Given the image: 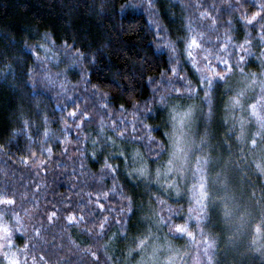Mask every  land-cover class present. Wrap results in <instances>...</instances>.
<instances>
[{
  "label": "trees",
  "instance_id": "16d2710c",
  "mask_svg": "<svg viewBox=\"0 0 264 264\" xmlns=\"http://www.w3.org/2000/svg\"><path fill=\"white\" fill-rule=\"evenodd\" d=\"M255 12L262 17L249 23L245 17ZM261 25L264 0H0V197L15 200L0 204V225L10 229L12 241L5 252L16 253L20 264H138L135 239L150 228L149 243L171 245L182 257L177 264H193L196 250L200 264H264V232H257L264 228L259 151L236 139L243 117L245 136L260 140L248 105L264 95ZM191 36L212 52L220 43L232 52L250 41L241 66L256 73L257 82L234 116L225 104L244 85L238 70L228 81L231 90L215 85L211 116L203 92L171 90L183 83L173 66L194 85L199 79L184 51ZM161 95L170 104H194L198 112L192 156L211 157L205 173L211 203L203 221L188 219L190 192L176 197L154 180L128 175L137 152L153 170L167 157L156 159L148 148L149 133L167 146L172 132ZM106 157L115 173L103 167ZM186 175L191 187L195 181ZM126 196L133 212H121L130 203ZM168 207L171 223L187 222L192 237L169 231L167 219L155 225L154 213L167 218ZM0 264H9L4 254Z\"/></svg>",
  "mask_w": 264,
  "mask_h": 264
},
{
  "label": "snow or ice",
  "instance_id": "6c2138e0",
  "mask_svg": "<svg viewBox=\"0 0 264 264\" xmlns=\"http://www.w3.org/2000/svg\"><path fill=\"white\" fill-rule=\"evenodd\" d=\"M258 17H262L261 12H255L250 18L245 17V19L248 20L249 23H252L253 21H256ZM261 27L264 28V25H261ZM199 35L203 36L204 34L200 33ZM168 44L171 46L173 42L169 41ZM216 47L219 51L212 52L209 51V49L204 46L203 42L197 39L196 36L186 38L184 51L186 56L191 59L195 71L199 74V79L194 85L192 80L181 76L178 73L176 67L173 66L170 69L171 73L173 76L179 77L183 83L180 87L173 86L171 90L180 94L181 96L184 94H188L189 96L192 94L198 95L199 92H203V102L207 104L208 115L211 116L214 111L212 97L215 85L217 83H223L227 89L231 90L232 86L228 84V81L238 70L241 77L243 78L244 85L243 87L236 90L233 95L229 96L228 101L225 104V108L232 116H234L235 109L243 107L242 101L246 95L247 89L255 85L257 82L256 73H245L244 68L241 66L244 62H246L251 44L250 41L245 40L243 43L236 45L235 50L232 52L229 51V45L227 43H220ZM173 51H175V49H173ZM197 55L200 56L199 60L195 58ZM209 56H214L216 63H212V61L209 60ZM233 56L235 59H233ZM257 59L261 61L262 67H264V52H262V54L258 56ZM259 83L260 87L264 89V72L261 73ZM160 104L167 106L168 108L169 119L172 122L173 131L167 134L169 140L167 146L163 142L158 141L149 133L148 148L150 154H153L156 159H159L160 156L165 152L167 153V157L153 170L151 167V162L145 158L142 153L137 152L136 158L133 160L134 166L130 168L128 175L138 179L154 180L155 184L159 185L164 193H174L176 197H181L184 192H190L194 203L190 204L188 208V219L195 218L198 222L203 221L206 218H209L211 203L209 181L208 177L205 175L207 171L206 165H208L210 162L211 157L207 155L193 157L190 154L192 152L191 143L185 138L183 132L176 131L177 126L183 128L185 123L191 120L195 110V105L189 104L187 106H182L179 105V103L170 104L164 95L160 96ZM121 107L123 106L121 105ZM248 107L252 109V114L256 116L259 122L260 129L255 133V137H259L260 140L258 141L257 139L253 138L249 141L245 136L243 117L240 118L241 126L239 134L236 135V139L242 144L250 143L252 146H255L253 151H259V162L256 164V170L264 174V147H261V145L264 144V95H261L255 103L248 105ZM70 115H76V112L73 111L70 113ZM82 115L87 116L88 113L84 112ZM145 127L150 128L151 126L146 125ZM228 131L232 132L233 129L229 128ZM118 135L123 136L124 132L122 131ZM108 139L115 143L113 137L109 136ZM204 141L205 138L202 137L201 143H204ZM93 143H96V141H93ZM243 150L246 149H242V151ZM118 155L124 159H128L123 151L119 152ZM109 159V157L105 158L103 167L115 173L118 168L117 166H114L112 163H110ZM193 162L195 167H193ZM187 173H191V178L195 181L191 184V187L184 183V181L188 179L186 175ZM124 199L128 200L130 203L126 209L122 208L121 212H133L134 208L131 203L132 197L126 196ZM156 199L158 200L159 204L167 205V201L164 200L162 196L157 195ZM0 204L13 205L15 204V200L8 196H3L0 197ZM101 207H103V205H101ZM179 210L180 209L178 205L175 211L179 212ZM173 211L174 210L171 207H168L169 215L167 218L165 216H160L159 213H154L156 216L155 225L163 226L165 220L167 219L169 221V231L179 234H186L188 237H192L193 233L188 230L187 222L183 224L171 223V214ZM2 215H4V213L0 212V216ZM55 216L56 213L53 212L48 217V219L51 221ZM76 219L77 217L75 215H69L67 217V220L70 222H74ZM105 220H107V217H105ZM0 227H2V239L4 241V243L0 244V248H3L5 245L11 244L12 241L8 235L10 229L4 225H0ZM104 227V223L99 225L101 230H103ZM257 232H264V228L258 226ZM153 236L154 233L149 228L145 233L136 237L135 248L143 251ZM207 240L208 238L205 237V242H207ZM160 247H162L161 244L156 242L152 243L151 254L153 258L157 256ZM168 247L171 248V245H168ZM4 255L7 257L9 264H20V260L17 258L16 253L5 252ZM93 255H95V253H93ZM181 258L182 257L180 256V253L173 250L166 258L167 264H177V260Z\"/></svg>",
  "mask_w": 264,
  "mask_h": 264
},
{
  "label": "rangeland",
  "instance_id": "374dc122",
  "mask_svg": "<svg viewBox=\"0 0 264 264\" xmlns=\"http://www.w3.org/2000/svg\"><path fill=\"white\" fill-rule=\"evenodd\" d=\"M212 56H209V59ZM200 59V58H199ZM212 63H216L215 59H211ZM198 112L195 109L192 115L191 120L187 121L185 123V125L183 126V128L177 126L176 131L177 132H183L185 138L192 144V140L194 141V135L196 132V127H197V122H198ZM172 131H173V125H172ZM191 155H193V152L191 153ZM3 232H2V228H0V244L4 243L3 239ZM8 244L5 245V247L0 248V255L4 254L6 251ZM166 247V246H165ZM193 264H200V258H199V254L196 250L195 255L193 256Z\"/></svg>",
  "mask_w": 264,
  "mask_h": 264
},
{
  "label": "clouds",
  "instance_id": "9594fccd",
  "mask_svg": "<svg viewBox=\"0 0 264 264\" xmlns=\"http://www.w3.org/2000/svg\"><path fill=\"white\" fill-rule=\"evenodd\" d=\"M173 251L172 248L165 247L162 245L160 247L159 252L155 258L152 256V243H148L145 249L141 252L142 259L138 262V264H167V257Z\"/></svg>",
  "mask_w": 264,
  "mask_h": 264
}]
</instances>
